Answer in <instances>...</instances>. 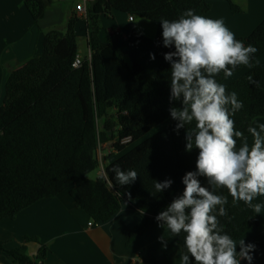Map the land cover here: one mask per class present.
I'll use <instances>...</instances> for the list:
<instances>
[{
  "label": "trees",
  "instance_id": "obj_1",
  "mask_svg": "<svg viewBox=\"0 0 264 264\" xmlns=\"http://www.w3.org/2000/svg\"><path fill=\"white\" fill-rule=\"evenodd\" d=\"M53 1L24 0L36 23ZM230 4L234 12L241 10ZM188 9L205 16L212 5L208 0H89L87 29L92 58H82V64L74 66L79 55V18L73 13L65 31L54 28L46 32L41 53L9 73L0 105V221L15 218L37 201L56 197L87 177L101 166L100 144L113 141L112 148L122 155L110 162L115 154L105 156V173L72 188V197L97 223L111 220L123 204L130 205L141 221L130 231L128 243L142 238L158 223V213L182 194V177L195 171L199 153L195 147L191 152L185 150L186 128L177 134V121L169 112L171 106H182L180 101L169 100L171 65L164 53L174 48L165 47L163 41L154 44L158 70L152 74L141 63L128 62L113 42L102 39V17L123 11L161 24V19L176 20ZM235 38L258 50L247 65L254 63L264 55V20L251 34ZM247 65L237 66L232 75ZM249 77L258 81V86ZM228 78L223 72L216 76L220 84ZM224 87L228 94L235 92L243 104L231 117L236 130L250 135L248 127L258 126V119L264 117V61ZM92 108L103 120L99 128L91 124ZM117 165L123 171L135 170L136 181L118 185L112 170ZM166 179L173 181L170 188L153 195L154 180ZM201 184L209 187L208 182ZM215 194L228 199V216L219 217L225 232L237 242L254 230L255 240L264 241L263 215L243 201L233 205L226 188L216 189ZM184 235L174 236L183 254ZM0 248L17 264H44L46 257L45 247L36 261L27 254L26 245L8 250L0 239ZM144 260L143 264H158ZM190 260L195 264L191 256ZM259 264H264V253Z\"/></svg>",
  "mask_w": 264,
  "mask_h": 264
},
{
  "label": "clouds",
  "instance_id": "obj_2",
  "mask_svg": "<svg viewBox=\"0 0 264 264\" xmlns=\"http://www.w3.org/2000/svg\"><path fill=\"white\" fill-rule=\"evenodd\" d=\"M160 23L163 45L174 48L164 53L171 65L169 100L182 105L169 108L171 118L177 121L174 131L179 134L181 128H186L185 150L191 152L195 147L199 153L195 171L182 177V194L174 197L155 219L158 226H167L172 236L185 234L186 252L180 257L181 264H192L190 256L195 264H240L241 260L251 264L255 245L242 240L237 252L236 241L225 232L219 219L228 216V199L215 194V190L226 188L233 205L243 201L260 213L261 205L254 199L264 195V123L248 127L253 138L250 146L231 118L243 104L235 92L226 93L216 76L223 72L230 77L237 66L247 65L258 50L237 40L222 20L195 14L192 9L176 20L161 19ZM149 56L155 59V54ZM249 80L258 86V81L252 77ZM235 138H242L238 150ZM112 170L121 186L138 178L135 170L123 171L118 165ZM200 177L207 179L209 187L201 184ZM172 183L171 179L154 180L151 192L162 193ZM159 239L166 248L165 237Z\"/></svg>",
  "mask_w": 264,
  "mask_h": 264
},
{
  "label": "crops",
  "instance_id": "obj_3",
  "mask_svg": "<svg viewBox=\"0 0 264 264\" xmlns=\"http://www.w3.org/2000/svg\"><path fill=\"white\" fill-rule=\"evenodd\" d=\"M67 1L54 0L45 16L36 23L24 0H0V104L9 73L39 55L45 33L54 28H66L73 13L79 18L76 26L79 55L84 59L92 58L87 16L76 10L78 3L84 1L87 7L89 0H71L70 4ZM208 1L212 9L205 17L222 20L235 36L251 34L264 20V0H230L240 7L239 12L232 10L229 0ZM102 25V39L113 42L128 62H139L150 73H157L158 60L150 59L149 54L156 42L163 41L161 24L143 17L130 20L129 13L114 11L111 16L102 17ZM244 137L251 146V135ZM235 139L238 150L242 138ZM109 142L103 143L109 148L107 155H115L107 162L122 155L110 149ZM104 173L105 170L101 169L99 176ZM88 178L89 175L56 197L37 201L13 219L1 220L0 239L5 242V248L10 250L26 245L27 254L36 261L39 250L45 247L44 264H143L145 258L156 260L158 264H181L182 247L167 226L162 228L158 223L153 224L142 238L127 242L130 231L141 221V216L128 204H123L111 220L90 226L92 217L71 195V189ZM200 180L207 182L204 177ZM256 203L261 205L259 215L264 216V195H258ZM162 235L166 248L159 239ZM256 236L257 233L251 230L239 239L237 252L240 241L251 243ZM0 264L17 263L0 248Z\"/></svg>",
  "mask_w": 264,
  "mask_h": 264
},
{
  "label": "rangeland",
  "instance_id": "obj_4",
  "mask_svg": "<svg viewBox=\"0 0 264 264\" xmlns=\"http://www.w3.org/2000/svg\"><path fill=\"white\" fill-rule=\"evenodd\" d=\"M69 4L71 2V0H68L67 1ZM63 31L66 30V28L62 29ZM237 37V36H236ZM81 51L83 52V48L81 47ZM83 58V57H82ZM264 61V55L261 56L260 58H258L256 61H254V63L250 64V65H247L245 66L241 72L235 74V75H232L231 77H229L228 79H226L223 83H221L223 86H225L226 84H228L229 82L237 79L240 75H242L243 73L249 71L250 69L253 68V66L255 64H258V63H261ZM7 80V78H6ZM6 83V81H5ZM4 90H5V84H4ZM2 104V103H1ZM0 104V105H1ZM90 121H91V124H94L95 126H97L99 128V126L101 127L103 125V120L102 119H99L97 118L96 116V113L94 112L93 108L91 110V113H90ZM264 122V117L262 118H259L258 119V123H263ZM159 131V127L154 129L153 130V133ZM108 146L110 147V149L113 147V141L109 142L108 143ZM113 149V148H112ZM114 150V149H113ZM109 152V148L107 149L105 147L104 144H100V150H99V156H100V159L102 161L101 163V166L96 169L95 171H93L91 174H89V177L91 179H96L98 176H99V172L102 170H104L105 168V163H106V160H105V156L107 155V153ZM220 219V218H219ZM251 244H254L255 245V250L254 252L252 253L253 254V260L251 262V264H259L260 261H261V258H262V255L264 253V241H252ZM239 259V257H238ZM240 264H248V261L247 260H241Z\"/></svg>",
  "mask_w": 264,
  "mask_h": 264
},
{
  "label": "built area",
  "instance_id": "obj_5",
  "mask_svg": "<svg viewBox=\"0 0 264 264\" xmlns=\"http://www.w3.org/2000/svg\"><path fill=\"white\" fill-rule=\"evenodd\" d=\"M85 4H86V2H84V1L78 3L77 6H76V10H77L78 13H81V14L87 16V7H86ZM134 19H135V16L130 15V20H134ZM82 62H83L82 57L80 55H78L76 60H75V62H74V66L75 67H79L82 64ZM97 224H99V223L95 222L94 220L89 222L90 226H94V225H97Z\"/></svg>",
  "mask_w": 264,
  "mask_h": 264
}]
</instances>
